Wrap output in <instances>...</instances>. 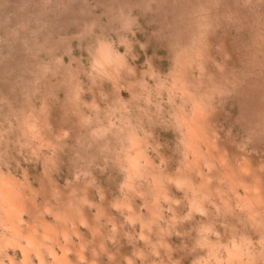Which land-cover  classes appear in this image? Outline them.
Returning a JSON list of instances; mask_svg holds the SVG:
<instances>
[{"label": "rangeland", "instance_id": "374dc122", "mask_svg": "<svg viewBox=\"0 0 264 264\" xmlns=\"http://www.w3.org/2000/svg\"><path fill=\"white\" fill-rule=\"evenodd\" d=\"M0 264H264V0H0Z\"/></svg>", "mask_w": 264, "mask_h": 264}]
</instances>
